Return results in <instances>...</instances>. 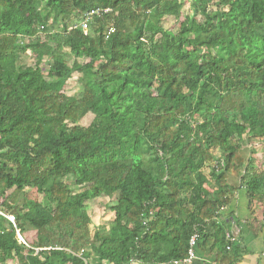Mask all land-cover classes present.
I'll return each instance as SVG.
<instances>
[{
	"label": "trees",
	"instance_id": "obj_1",
	"mask_svg": "<svg viewBox=\"0 0 264 264\" xmlns=\"http://www.w3.org/2000/svg\"><path fill=\"white\" fill-rule=\"evenodd\" d=\"M187 2L203 19L168 31ZM96 9L109 11L85 33ZM73 73L79 97L63 91ZM263 138L264 0H0V208L15 219L0 217V264H170L195 232L240 264L248 250L222 210L243 188L264 232V173L241 154ZM110 191L112 220L92 230L85 202Z\"/></svg>",
	"mask_w": 264,
	"mask_h": 264
},
{
	"label": "rangeland",
	"instance_id": "obj_2",
	"mask_svg": "<svg viewBox=\"0 0 264 264\" xmlns=\"http://www.w3.org/2000/svg\"><path fill=\"white\" fill-rule=\"evenodd\" d=\"M211 8L213 9L214 7L211 5ZM50 20L48 23V28L50 30H53L55 26L51 23L52 17L55 16V9L53 7L47 8ZM193 14L194 17L201 21L204 17V13L202 11V7L198 6L195 9L191 8L190 3L187 2L183 5L181 9V16L178 20H174L170 17H167L164 22L163 26L168 30L173 33L176 32V30L179 27V22L187 15ZM65 51H68L65 49ZM103 59L102 56L96 57V61H94L95 67L97 64ZM83 62L89 61V59H81ZM21 64L23 66H29V67H35L36 66V61L34 56H29V53L26 52L21 59ZM43 73H46V64H41L40 65ZM79 77L78 74L73 73L72 76L67 80V82L64 85L63 91L65 92L66 95L68 96H75L79 97L81 94V89L80 86L77 84L76 80ZM198 117V115H197ZM92 119V116H86L84 117L81 121V125H88L90 120ZM245 131L242 130V136H245ZM241 153L243 154L242 156L245 158H250L254 161V164L256 165L257 168H260V170L263 171L264 173V166L262 165V162L264 160V138L263 139H257L253 140L250 143H244L243 147L241 149ZM242 171V169H240ZM66 182L68 184H72V179L67 178ZM27 197H36L38 200H42L41 195H37V193L33 189H28L26 192ZM116 198V193L109 192V193H104L98 198L88 200L85 202L84 208L82 209L84 213H86L90 219V228L93 230L96 227H107L109 223L111 222L112 219V212L110 209H108V206L112 204V202ZM79 212H82L81 210H78ZM26 241H31L34 238V233L33 232H27L25 234ZM8 264H16V261H9Z\"/></svg>",
	"mask_w": 264,
	"mask_h": 264
},
{
	"label": "crops",
	"instance_id": "obj_3",
	"mask_svg": "<svg viewBox=\"0 0 264 264\" xmlns=\"http://www.w3.org/2000/svg\"><path fill=\"white\" fill-rule=\"evenodd\" d=\"M242 154V153H241ZM243 155V154H242ZM242 171L237 169L227 176L228 183L238 188ZM209 190L211 188L209 187ZM224 215L232 214L237 220L232 224L231 233L236 236L240 233L242 244L247 248L248 254L243 257L240 264H264V232L257 231V225L260 221V210L257 206L249 207L245 196V190L239 188L228 207L223 208ZM113 216V214H112ZM112 220V219H111ZM228 235V234H227ZM226 235V236H227ZM87 264H95L93 258L87 260ZM130 264H141L133 261ZM181 264H221L214 252L201 249L197 242L193 249V257L188 263Z\"/></svg>",
	"mask_w": 264,
	"mask_h": 264
},
{
	"label": "built area",
	"instance_id": "obj_4",
	"mask_svg": "<svg viewBox=\"0 0 264 264\" xmlns=\"http://www.w3.org/2000/svg\"><path fill=\"white\" fill-rule=\"evenodd\" d=\"M100 11H104L107 12L109 11L108 9H96L94 11H90V12H85L81 15V20L79 22V26L80 28L86 33L87 29H88V23L89 21H91L92 19V15L93 14H98ZM112 30V29H111ZM29 53L30 56V52L26 51ZM25 52V53H26ZM0 217L4 218L7 222H9L10 224H12L15 227V219L14 216L12 214H10L9 212H7L6 210H2L0 208ZM16 234L20 240L21 243L25 244L24 239L20 236V234L18 233V231H16ZM198 239V233H193L192 236L189 238L188 241V248H187V254L186 257L181 259V260H174L172 261L170 264H181V263H188L191 261L192 257H193V249L195 247V244L197 242ZM131 262H129L128 264H130Z\"/></svg>",
	"mask_w": 264,
	"mask_h": 264
}]
</instances>
